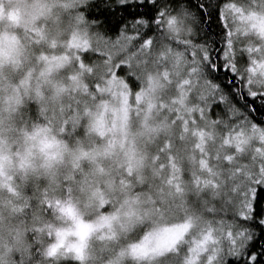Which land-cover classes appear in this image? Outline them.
<instances>
[{
  "label": "clouds",
  "instance_id": "clouds-1",
  "mask_svg": "<svg viewBox=\"0 0 264 264\" xmlns=\"http://www.w3.org/2000/svg\"><path fill=\"white\" fill-rule=\"evenodd\" d=\"M262 190L264 0H0V264H247Z\"/></svg>",
  "mask_w": 264,
  "mask_h": 264
},
{
  "label": "trees",
  "instance_id": "trees-1",
  "mask_svg": "<svg viewBox=\"0 0 264 264\" xmlns=\"http://www.w3.org/2000/svg\"><path fill=\"white\" fill-rule=\"evenodd\" d=\"M253 107H256V104L251 102ZM261 203H264V190L258 192L256 199V208L259 210ZM256 255L255 264H264V232L261 233L260 238L256 240L252 246V252L249 253L247 264H252L251 256L252 254ZM240 264H245L243 258H241Z\"/></svg>",
  "mask_w": 264,
  "mask_h": 264
},
{
  "label": "snow or ice",
  "instance_id": "snow-or-ice-1",
  "mask_svg": "<svg viewBox=\"0 0 264 264\" xmlns=\"http://www.w3.org/2000/svg\"><path fill=\"white\" fill-rule=\"evenodd\" d=\"M252 259L254 260V259H255V257H252Z\"/></svg>",
  "mask_w": 264,
  "mask_h": 264
}]
</instances>
